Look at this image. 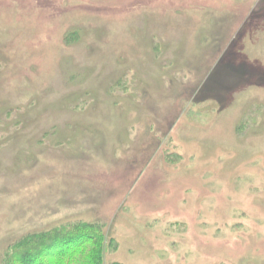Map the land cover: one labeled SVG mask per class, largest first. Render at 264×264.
<instances>
[{
  "label": "rangeland",
  "instance_id": "rangeland-1",
  "mask_svg": "<svg viewBox=\"0 0 264 264\" xmlns=\"http://www.w3.org/2000/svg\"><path fill=\"white\" fill-rule=\"evenodd\" d=\"M76 220L264 264V0H0V256Z\"/></svg>",
  "mask_w": 264,
  "mask_h": 264
},
{
  "label": "trees",
  "instance_id": "trees-1",
  "mask_svg": "<svg viewBox=\"0 0 264 264\" xmlns=\"http://www.w3.org/2000/svg\"><path fill=\"white\" fill-rule=\"evenodd\" d=\"M113 237L99 222L69 221L23 234L9 243L0 264H122L105 262Z\"/></svg>",
  "mask_w": 264,
  "mask_h": 264
}]
</instances>
